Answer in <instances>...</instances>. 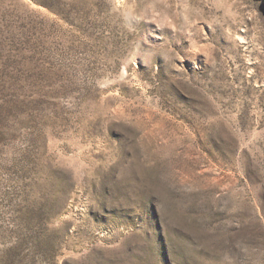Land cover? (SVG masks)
<instances>
[{"label":"rangeland","instance_id":"1","mask_svg":"<svg viewBox=\"0 0 264 264\" xmlns=\"http://www.w3.org/2000/svg\"><path fill=\"white\" fill-rule=\"evenodd\" d=\"M0 264H264V0H0Z\"/></svg>","mask_w":264,"mask_h":264}]
</instances>
